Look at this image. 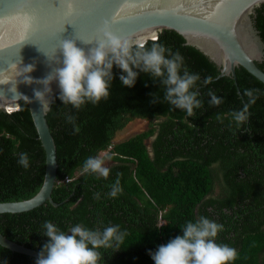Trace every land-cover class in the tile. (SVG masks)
Here are the masks:
<instances>
[{
	"label": "trees",
	"instance_id": "obj_1",
	"mask_svg": "<svg viewBox=\"0 0 264 264\" xmlns=\"http://www.w3.org/2000/svg\"><path fill=\"white\" fill-rule=\"evenodd\" d=\"M261 14L264 22V6ZM154 42L179 51L188 71L198 73L201 81L212 78L208 85L197 82L203 108L194 110L195 117L170 110L159 81L140 73L128 88L115 65L107 100L76 110L57 97L47 119L57 144L59 167L52 196L59 205L47 201L30 212L1 214L0 232L40 251L49 239L41 234L45 221L65 232L76 224L89 229L119 225L128 233L124 243L117 252L100 249L99 264H154L149 251L182 235L187 222L203 216L223 225L216 243L236 249L232 264H264V84L238 68L241 98L235 80L216 79L218 67L177 32L164 30L146 47ZM251 89L259 90L258 98L248 106L250 116L241 130L231 114L244 107V92ZM210 90L223 98L218 107L209 105ZM9 114L27 134L0 114V203L34 196L46 171L42 142L31 137L39 138L28 104L21 101L20 109ZM66 115L76 117L79 133H73ZM138 119L149 121V129L115 143L116 135ZM152 138L151 150L146 140ZM110 146L109 177L85 173L84 161L102 156ZM21 153L28 154V169L18 164ZM118 173L122 193L113 198L108 193ZM4 260L35 264L36 258L0 245V264Z\"/></svg>",
	"mask_w": 264,
	"mask_h": 264
},
{
	"label": "water",
	"instance_id": "obj_2",
	"mask_svg": "<svg viewBox=\"0 0 264 264\" xmlns=\"http://www.w3.org/2000/svg\"><path fill=\"white\" fill-rule=\"evenodd\" d=\"M264 0H0V114L27 132L9 113L25 101L45 150L46 171L40 190L31 198L0 203L1 214L30 212L47 201L57 182L58 153L48 114L36 98L40 81L63 60L62 40H73L88 53L110 32L122 39L157 40L164 30L175 31L220 70L216 79L231 77L238 93L237 69L244 68L264 84ZM46 54V55H45ZM32 66L27 74L24 67ZM31 80L24 81V75ZM44 92L50 108L60 95L57 80ZM0 245L37 258L40 251L20 245L0 232Z\"/></svg>",
	"mask_w": 264,
	"mask_h": 264
},
{
	"label": "clouds",
	"instance_id": "obj_3",
	"mask_svg": "<svg viewBox=\"0 0 264 264\" xmlns=\"http://www.w3.org/2000/svg\"><path fill=\"white\" fill-rule=\"evenodd\" d=\"M97 43L98 47L85 53L73 40H62L60 49L63 60L57 59L56 63H62L63 66L55 68L54 75L52 72L40 81L45 85V91L50 93V83L57 80L60 88L59 99L64 105H71L76 110H81L87 103L97 105L110 96L109 89L114 80L112 69L115 65L121 69V84L128 88L135 85L140 73L148 74L154 81H159L165 89L164 99L172 106L170 110H184L189 117H195L194 110L203 108L202 100L198 99L197 82L208 85L212 83V78L204 77L201 81L198 73L189 72L179 51L173 52L156 42L151 47H146V40L122 39L110 32H105L104 39ZM24 69L27 74L33 71L32 66ZM28 80L32 81L31 77L24 75V81ZM44 92L37 91L35 96L42 103L43 109L50 111V102L44 97ZM258 92L257 89L245 90L247 103L241 110L231 114L241 130V126L250 116L248 106L255 103ZM208 95L211 98L210 106L218 107L223 103V98L217 97L215 92L210 90ZM156 100L155 98L153 102ZM66 121L73 126L74 134L79 133L80 127L76 124L75 116L66 115ZM106 154L89 156L82 165L83 171L94 174L97 178L107 179L110 169L105 166V162L112 157ZM18 164L25 169L29 168L27 153L19 155ZM120 175L117 174L115 183L111 185L108 193L110 197L115 198L122 193ZM95 198L99 199V194ZM42 228L44 231L41 234L49 239L38 253L35 264H99L103 258L99 250L119 251L128 235L119 225L89 229L76 224L65 232L52 222L45 221ZM222 230L223 225L201 216L195 222H187L182 228V235L175 236L166 244L158 246L155 252L149 251L148 254L154 264H232L238 256L236 249L216 243L218 233ZM3 264H7V260Z\"/></svg>",
	"mask_w": 264,
	"mask_h": 264
},
{
	"label": "rangeland",
	"instance_id": "obj_4",
	"mask_svg": "<svg viewBox=\"0 0 264 264\" xmlns=\"http://www.w3.org/2000/svg\"><path fill=\"white\" fill-rule=\"evenodd\" d=\"M150 127V122L149 121H146V120H135L133 122H131L125 130L123 131H120V133H118L116 135V138L114 139V142L115 143H118L120 141H123V140H128L130 139L131 137L137 135V134H140L146 130H148ZM152 141H153V138L152 139H149V140H146L149 148L152 150ZM111 150L108 149L107 151L103 152L101 155L102 156H105L106 153H108L109 151ZM113 164L112 160H107L105 162V166L106 167H110L111 165ZM219 189V188H218ZM218 189L216 191H218Z\"/></svg>",
	"mask_w": 264,
	"mask_h": 264
},
{
	"label": "built area",
	"instance_id": "obj_5",
	"mask_svg": "<svg viewBox=\"0 0 264 264\" xmlns=\"http://www.w3.org/2000/svg\"><path fill=\"white\" fill-rule=\"evenodd\" d=\"M110 148H112V146H110ZM110 148H109V149H110Z\"/></svg>",
	"mask_w": 264,
	"mask_h": 264
}]
</instances>
